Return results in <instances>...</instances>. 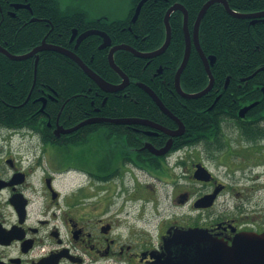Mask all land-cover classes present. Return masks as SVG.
I'll return each mask as SVG.
<instances>
[{
  "label": "flooded vegetation",
  "instance_id": "flooded-vegetation-1",
  "mask_svg": "<svg viewBox=\"0 0 264 264\" xmlns=\"http://www.w3.org/2000/svg\"><path fill=\"white\" fill-rule=\"evenodd\" d=\"M35 1L0 0V28L11 19L21 30L32 25L35 31L44 22L45 38L37 46L45 40L77 54L81 45L97 38L98 49L106 50L109 60L116 45L136 48L114 43L107 25H113L116 35L132 29L144 4L160 1L168 11L179 3L187 10L193 37L199 12L209 0H147L136 18L141 0H131L124 18L90 7L85 0L48 2L57 15L56 3L61 7L63 14L58 20L72 29L69 47L47 42L48 35H57L59 28L51 18L35 13ZM225 1L230 7L231 3L258 6L235 10L240 13L264 10L263 0ZM42 6L46 5L39 2L37 7ZM220 6L227 11L224 3L217 1L202 20L212 7ZM180 16L186 47L181 9L173 11L169 19L171 41L172 20L176 23ZM244 19L256 24L264 21V16ZM89 32L93 33L81 38ZM103 33L109 36L110 45L102 48ZM120 50L136 56L118 49L114 59ZM42 51L29 57H35V80ZM153 58L143 59L150 63ZM245 77L235 81V92L226 96L222 95L229 79L221 90L214 89V78L212 89L201 97H184L175 86L178 96L159 98L176 118L164 112L138 83L149 97H137L132 89L126 90L131 88L130 77L121 90L102 89L112 94L110 97L97 103L83 97L75 106L68 105L71 98L60 99L49 87L37 88L32 95L34 80L26 101L33 97L40 104L43 122L35 128H0V264H175L194 260L199 248L209 245L199 237H190L189 230L201 229L227 244L242 233H263L264 167L259 172L257 168L264 165L258 161V154L264 152V147L258 149L264 145V84L248 86L253 77ZM122 82L123 78L112 84ZM206 85L192 92L182 89L194 93ZM236 93L240 95L234 96ZM139 103L143 112L137 114L132 110ZM253 103L241 117L240 110ZM67 110L69 118L83 115L67 124L62 119ZM87 120L95 121L64 131ZM181 123L184 129H180ZM202 174L208 179H202ZM162 187L171 190L164 192Z\"/></svg>",
  "mask_w": 264,
  "mask_h": 264
},
{
  "label": "trees",
  "instance_id": "trees-1",
  "mask_svg": "<svg viewBox=\"0 0 264 264\" xmlns=\"http://www.w3.org/2000/svg\"><path fill=\"white\" fill-rule=\"evenodd\" d=\"M54 1L57 0H36L33 10L40 17H49L54 20V24L59 28L57 35H48L47 42L69 47L72 29L69 23H60L58 20L59 14L63 12L57 3L56 7L60 11L58 15L50 8L48 2ZM39 2L46 6L37 7ZM136 2L137 0L134 1ZM252 5L251 3L241 5L231 3V7L236 11L258 7ZM166 11L167 7H164L160 1L148 2L142 7L138 20L132 24L131 30L126 29L113 35L115 32L113 25H107V29L113 36L114 43H128L143 51L156 50L166 39L164 23ZM172 30V41L168 50L161 56L153 58L150 63H148L149 60L137 58L128 51L120 50L116 53V64L132 82L131 88L126 90L132 89L137 97H149L137 86V83L142 82L148 84L162 100L170 96H178L175 92V77L185 54L181 16L176 23L172 20ZM45 32L44 22L35 31L32 25L21 30L19 24L10 19L0 28V45L13 54L24 53L40 44L45 38ZM199 35L205 54L216 56V62L211 67L215 78L214 89L222 90L227 79L230 80L222 96L236 90L235 81H240L241 77L249 76L264 66V21L252 24L249 19L232 16L222 6L212 7L201 22ZM99 41L100 39L97 40V38L90 39L76 52L105 80L118 83L122 78L110 66L107 51L98 49ZM36 72L35 80V57L18 61L0 52V128H35L43 122L39 113L40 104L35 103L33 97L26 101L33 88L34 80L32 95L37 88L49 87L56 91L60 99L71 98L68 102L69 106H75L78 99L83 97L88 100L94 99L97 103L98 99L112 95L100 89L76 62L57 51L40 52ZM208 82L209 76L204 62L198 51L193 48L189 62L181 75L182 88L185 91H197ZM252 83L264 84V70L247 82L248 86ZM239 95L236 93L234 96ZM87 103L89 105V102ZM132 111L137 114L143 112L141 103L135 104ZM76 112L78 111L75 110ZM69 113L70 110H67L66 114L64 112L65 118L62 117L67 124L77 122L78 117L83 115H72L73 121L70 122L72 117L69 118ZM153 113L150 112V114Z\"/></svg>",
  "mask_w": 264,
  "mask_h": 264
},
{
  "label": "water",
  "instance_id": "water-1",
  "mask_svg": "<svg viewBox=\"0 0 264 264\" xmlns=\"http://www.w3.org/2000/svg\"><path fill=\"white\" fill-rule=\"evenodd\" d=\"M146 1L147 0H141L139 2L136 13H135V18L139 15L140 9ZM217 1L224 3L228 13L238 18L264 16V10L258 13H240V12H236L235 10H233L225 0H209L203 5L202 9L199 12L198 18L194 25V35L192 37L190 30H189V25H188L187 10L185 9L183 5L176 3L172 7H170L166 13V16H165V23H166V28H167L166 40L160 48L154 51H151V52H140L129 45L121 44V45L114 46L110 50V54H109L110 65L123 78V82L118 85L112 84L108 82L107 80H105L103 77H101L98 73L92 70L86 63H84L82 59L76 53L68 51L67 49L60 47V46L49 45L46 43L45 40L43 41L41 45L35 47L33 50H31L30 52L26 54H12L2 47H0V51L8 55L13 60L27 59L44 49H52V50L63 52L69 55L70 57H72L83 68V70L87 73V75H89L100 86L101 89L105 91H118V90L123 89L125 86H127L129 84L130 79L128 75L116 64L115 59H114L115 51L118 49H126V50L133 52L136 56L142 57V58H152V57H156V56L163 54L171 43V26L169 22L170 16L173 11L181 9L184 12V16H185L184 31H185L186 47H185V54H184L183 61L176 72L175 86L178 92L184 97H191V98L201 97L204 94L208 93L214 85V75L212 73L211 66L216 62V56H212V55L207 56L205 52L203 51L201 44H200V40H199V28H200L201 20L204 17L206 11L213 3ZM91 33L93 32L86 33L81 38ZM103 35L105 38V42L101 46L102 48L106 47L107 45H110L109 36L106 35L105 33H103ZM193 43L204 62L207 74L209 76V84L203 90L199 92L189 93V92H185L182 89L181 75L189 62ZM37 63H38V57H37L36 64ZM261 70H264V66H261L260 68L257 69L256 72H254L250 76L245 77L243 79L251 78L255 75V73ZM138 85L155 99L157 104L162 108L164 112L169 114L171 117L176 118L167 109V107L163 104L159 96L156 94V92L152 88H150L145 83H138ZM254 104L255 103L243 107L240 110L239 115L241 117H244L248 109H250V107L253 106ZM92 121H95V120L83 121L70 129H67V130L63 129V130L65 132H71ZM115 121L120 122L121 120H115ZM131 121L133 122L141 121L143 123H148V121H142L139 119H133ZM180 129H184V125L182 123L180 125ZM201 178L208 179V176H205V174H202ZM187 234L190 237H199V239H201L203 242H208L209 245H205L204 247L199 248L198 257L195 258L194 260L182 259L181 262L175 263V264H264V232L263 233L251 232V233L239 234L234 239L232 244H227V243L218 241L216 239H212L201 229L200 230H196V229L189 230L187 231Z\"/></svg>",
  "mask_w": 264,
  "mask_h": 264
},
{
  "label": "rangeland",
  "instance_id": "rangeland-1",
  "mask_svg": "<svg viewBox=\"0 0 264 264\" xmlns=\"http://www.w3.org/2000/svg\"><path fill=\"white\" fill-rule=\"evenodd\" d=\"M60 1L63 4H67L73 0H60ZM85 2L90 7H93L105 13H110L113 17L124 18L128 13L131 0H85ZM261 147H264V145L263 146L259 145L258 149ZM246 153L247 151L245 150L244 154ZM263 156H264V152L258 154L259 163H264V159H262ZM262 167H264L263 164L262 166L257 168V172H259ZM170 190H171L170 188L168 190L166 187H162L161 189V191L164 192L166 191L168 192Z\"/></svg>",
  "mask_w": 264,
  "mask_h": 264
}]
</instances>
